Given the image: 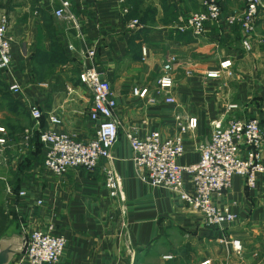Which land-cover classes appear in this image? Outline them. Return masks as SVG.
<instances>
[{
    "label": "crops",
    "instance_id": "crops-1",
    "mask_svg": "<svg viewBox=\"0 0 264 264\" xmlns=\"http://www.w3.org/2000/svg\"><path fill=\"white\" fill-rule=\"evenodd\" d=\"M70 1L82 37L73 22L55 16L58 0H16L21 5L11 12V26L12 16L21 15L30 20L39 17L42 25L29 30L26 41L13 38L11 69L3 72L8 88L14 80L22 86L20 93L10 91L17 106L0 105V126L4 128L0 136L6 138L0 151V177L13 188L7 192L6 182L0 180L7 205L27 226L66 237L61 260L52 264H197L205 259L212 264H264V174L253 189L246 186L243 176L236 175L231 189L217 202L233 205L237 220L223 228L208 226L203 214L175 192L139 178L128 139L130 133L143 136L153 130L168 137L177 132L176 114L195 116L198 127L184 134L185 152L179 159L187 165L199 159V143L210 138L213 120L257 117L264 126V44L255 43L251 51L244 49L242 34L228 24H209L203 36L178 31L181 17L205 10L203 0ZM220 2L223 15L240 14L245 7V0ZM4 10L6 6H0ZM39 10L56 19L52 21L59 29L57 38L68 57L60 64V72L74 63L80 72L85 51L94 48L98 65L115 91L119 140L112 157L101 159L94 171L79 167L55 175L43 165L45 147L37 133L26 140V130L33 126L29 103H36L45 116H60L57 130L84 141L96 133L88 116L92 93L80 81L79 72H62L66 83L62 90L53 88L55 74L40 76L36 72L37 40L41 34L48 35ZM132 18L140 23L128 26ZM257 29L264 31L263 10ZM67 43H73L75 50L65 47ZM45 46L50 49L48 43ZM172 56L176 57L174 85L171 90L160 89L157 79ZM226 59L233 62L232 74L222 71L218 77L207 76ZM136 86L148 88V95H134ZM169 95L174 103L165 101ZM230 103L238 107L229 110ZM109 165L122 175L124 200L110 194L104 174ZM185 180L192 190L191 176L185 175ZM20 190L26 194L20 196ZM38 198L43 199L41 205ZM222 238L229 242H221ZM235 239L243 246L240 255L230 242Z\"/></svg>",
    "mask_w": 264,
    "mask_h": 264
},
{
    "label": "built area",
    "instance_id": "built-area-1",
    "mask_svg": "<svg viewBox=\"0 0 264 264\" xmlns=\"http://www.w3.org/2000/svg\"><path fill=\"white\" fill-rule=\"evenodd\" d=\"M59 6L54 14L59 19L73 22L78 29V35L83 36L76 17L72 12L70 0H58ZM125 2L126 0H119ZM205 10L197 11L180 18L176 26L180 32H191L194 36H203L209 24H237L242 33L244 49L251 51L254 44H264V31L257 29L260 12L264 11V0H245L244 10L240 14L223 15L220 0H203ZM128 13L129 9L124 8ZM140 22L132 18L128 26L134 27ZM11 19L6 12H0V70L9 72L12 64ZM66 47L75 50L73 43ZM145 52V48H143ZM83 67L79 73L80 81L92 93V104L88 116L95 123V136L87 141L80 140L73 133L57 130L62 118L54 113L44 115L36 103H29L28 111L33 120L32 128L26 130V140L35 133L44 144V167L55 175L63 176L69 171L82 167L94 171L101 159H110L113 149L119 140L120 120L117 116L118 102L111 81L98 68L97 51L89 48L85 51ZM172 56L164 63L163 70L157 79L160 89L171 90L174 85V63ZM233 62L226 59L220 63V68L208 72V77H218L222 71L232 74L230 70ZM14 93L22 91L21 84L14 80L9 85ZM134 95L144 98L148 95V88L134 87ZM168 103H174L175 98L169 95L165 98ZM238 107L236 103L229 104V110ZM43 119H45V124ZM199 121L195 116L176 114L175 127L177 132L163 137L159 131H150L141 136L130 133L128 139L133 152L132 161L139 178L154 187L168 188L175 192L189 207L203 214L208 226L223 228L235 222L238 214L231 204H219L218 198L231 189L233 178L243 176L246 186L256 187L258 178L264 174V126L257 117L217 118L212 121L210 138L199 143V159L192 164H181L180 157L185 152L184 134L193 133ZM0 131L4 128L0 126ZM6 138L0 136V151L3 150ZM105 181L113 197L124 200L123 180L120 172L112 165L104 169ZM185 175L192 178V190L186 185ZM0 180H5L0 177ZM7 192L13 188L6 182ZM24 190L19 191L24 196ZM38 205L43 203L38 198ZM22 230L27 235L23 264H52L61 260L67 240L62 234H55L49 230L29 227L22 224ZM226 242L225 238L220 240ZM229 242V241H227ZM237 255L243 251L240 240L230 241ZM166 258L171 255H166ZM197 264H212L211 259H205ZM230 264V263H226Z\"/></svg>",
    "mask_w": 264,
    "mask_h": 264
},
{
    "label": "rangeland",
    "instance_id": "rangeland-1",
    "mask_svg": "<svg viewBox=\"0 0 264 264\" xmlns=\"http://www.w3.org/2000/svg\"><path fill=\"white\" fill-rule=\"evenodd\" d=\"M22 2V1H20ZM20 2H16V0H0V6L5 5L6 6V10L4 11H0V12H6L9 16H11V12L12 10L21 5ZM40 11V10H39ZM11 18V17H10ZM14 19V23L11 26V34L12 36H14L13 38H18L17 40L15 39V41H19L21 42L22 40H25V34L29 31V30H35V27L37 29L38 26H41L42 24L40 22H38V20H40L41 18H37V19H33L30 20L28 16L25 15H21V16H12V20ZM55 18L52 17V20H54ZM37 20V21H36ZM56 20V19H55ZM46 25V23H45ZM54 25V24H53ZM55 27V25H54ZM59 30V29H58ZM37 34V33H36ZM53 35L50 32H48V35L46 36V34H41L39 35L38 39V43H37V49H44V51H42L43 54V60L42 59H38L40 62H54V58L52 57V54L54 52H57L60 54L59 49H57L56 46H53L54 41L51 40L50 36ZM53 37H55L53 35ZM50 39L49 42H46V39ZM56 38V37H55ZM57 39V38H56ZM26 41V40H25ZM49 44L50 49H45L46 48V44ZM36 49V51H37ZM67 50V49H66ZM66 54V53H65ZM67 56V55H65ZM68 58V57H67ZM52 60V61H51ZM65 60V59H64ZM61 70L60 65L58 66L56 63H46L45 68L40 71L41 76H49L50 74H55L56 72H59ZM72 71V72H79L78 67H76V64L74 63L72 66H70L69 68L65 67L63 68L62 72L63 73H67L68 71ZM7 89V84L3 75V72L0 71V105H4V107H15L17 106V103L15 102L13 96L11 93L7 92L5 93L2 97H1V93L3 92V90ZM3 94V93H2ZM1 110V107H0ZM1 111H0V120H1ZM7 193L5 191H1L0 190V204H6V195ZM7 210L10 214L13 215V219H12V223H11V228H10V233L11 232H20L22 230V224L23 225H27L26 222L23 220V223L20 222V219L17 216V213L14 210L11 209V207L9 205H7ZM22 257L19 256H15L13 261L10 264H23L22 262Z\"/></svg>",
    "mask_w": 264,
    "mask_h": 264
},
{
    "label": "trees",
    "instance_id": "trees-1",
    "mask_svg": "<svg viewBox=\"0 0 264 264\" xmlns=\"http://www.w3.org/2000/svg\"><path fill=\"white\" fill-rule=\"evenodd\" d=\"M41 13L43 14V16L46 19V27L48 29V32H50L51 34H53L57 38L59 30L58 29L56 30V28L53 25L52 15H50V13L45 11V10H42ZM234 26L237 27V29L241 33L239 26L237 24L232 25L233 28H234ZM53 35H51L50 38H51V40L54 41L53 46H56L57 49H59L60 54L57 53V52H54L52 54V57L54 58V62H47V61L40 62L38 59H42L43 58L42 51H44V49H42V48L41 49H37V51L34 54L33 58H34V62H35V69H36V72L38 73V75L40 74V71H42L45 68L46 63H56L59 66L60 64H64L68 60L67 56H65L66 52H65V49L63 48V46L61 45L60 38L56 39L55 37H53ZM65 47H66V45H65ZM97 63H98V59H97ZM98 68L100 70H102L99 67V65H98ZM0 71H2V70H0ZM40 76H41V74H40ZM65 84L66 83H65V79L63 77L62 71L61 72L59 71V72L55 73V82H54V85H53L54 90L65 89ZM7 92L11 93L9 88H8V90L7 89L3 90V92H2L3 94L1 93V97ZM43 121H44V124H45V119H43ZM37 139L39 140L38 134H37ZM39 142H41V141L39 140ZM41 144H43V143L41 142ZM43 146H44V144H43ZM11 223H12V219L10 218V214H9L8 210L6 209V205L5 204H0V236L10 230Z\"/></svg>",
    "mask_w": 264,
    "mask_h": 264
},
{
    "label": "water",
    "instance_id": "water-1",
    "mask_svg": "<svg viewBox=\"0 0 264 264\" xmlns=\"http://www.w3.org/2000/svg\"><path fill=\"white\" fill-rule=\"evenodd\" d=\"M27 235L20 232L8 231L0 236V264H10L15 256L25 253Z\"/></svg>",
    "mask_w": 264,
    "mask_h": 264
}]
</instances>
